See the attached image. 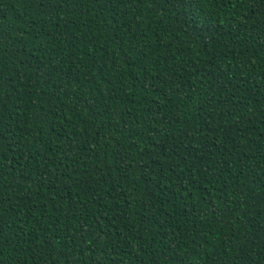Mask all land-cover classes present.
Returning a JSON list of instances; mask_svg holds the SVG:
<instances>
[{
    "label": "trees",
    "instance_id": "1",
    "mask_svg": "<svg viewBox=\"0 0 264 264\" xmlns=\"http://www.w3.org/2000/svg\"><path fill=\"white\" fill-rule=\"evenodd\" d=\"M0 264H264V0H0Z\"/></svg>",
    "mask_w": 264,
    "mask_h": 264
},
{
    "label": "snow or ice",
    "instance_id": "2",
    "mask_svg": "<svg viewBox=\"0 0 264 264\" xmlns=\"http://www.w3.org/2000/svg\"><path fill=\"white\" fill-rule=\"evenodd\" d=\"M192 3V0H174V7L177 9L187 8Z\"/></svg>",
    "mask_w": 264,
    "mask_h": 264
}]
</instances>
